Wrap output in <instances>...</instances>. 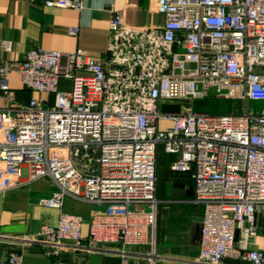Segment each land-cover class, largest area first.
<instances>
[{"label":"built area","instance_id":"obj_1","mask_svg":"<svg viewBox=\"0 0 264 264\" xmlns=\"http://www.w3.org/2000/svg\"><path fill=\"white\" fill-rule=\"evenodd\" d=\"M157 1L164 15L158 27L131 28L113 12L110 68L82 50L41 49L0 66V92L9 102L12 71L39 96L26 108L0 110V193L47 179L55 189L39 205L58 211L56 225L34 234H0V264H23L33 247L51 264H66L64 254L74 256L68 264H87L80 257L90 254L126 264V249L144 245L156 264L160 146L174 157L171 171L191 174L194 202L203 206L193 263L264 264V249H249L255 214L264 211V109H248L250 101L264 103V0ZM48 4L81 7L80 0ZM47 95L52 105L42 99ZM208 98L239 101L241 113L193 111L196 100ZM169 104L178 110H163ZM66 197L112 209L91 218L84 238L83 218L64 211ZM115 243L120 248L109 247Z\"/></svg>","mask_w":264,"mask_h":264},{"label":"crops","instance_id":"obj_2","mask_svg":"<svg viewBox=\"0 0 264 264\" xmlns=\"http://www.w3.org/2000/svg\"><path fill=\"white\" fill-rule=\"evenodd\" d=\"M54 0H0V66L4 61L17 63L33 49L69 53L82 50L101 62L108 64L107 44L109 23L113 12L119 11L124 25L148 29L161 26L164 15L157 0H80L81 7L60 8L49 5ZM68 28H77L76 36L68 35ZM9 47V51L5 49ZM14 100L9 102L0 92V110L28 107L34 97L23 88L19 75L12 71L8 75ZM68 86V82L61 81ZM49 105L53 95L42 96ZM239 102V101H236ZM240 111L241 113V103ZM165 111H177L174 104L165 105ZM3 113L0 112V127ZM174 157L159 150L157 161L156 225L153 231V252L158 257L156 264H195L200 252L203 206L194 202V182L189 173L173 172L169 161ZM55 186L52 181H30L16 189L0 193V234H34L41 225H56L58 211L39 205V200L49 198ZM64 211L83 218L82 236L89 235V222L94 215L106 213L109 207L93 206L70 197L64 199ZM240 235L236 233V241ZM249 249H264V211L255 214V235L249 239ZM109 247L120 248V244ZM126 264H149L145 255L151 251L148 245L127 248ZM74 256L64 254L63 263H71ZM80 263L122 264L117 256L100 254L83 255ZM23 264H51L38 248L24 252ZM224 264H248L225 260Z\"/></svg>","mask_w":264,"mask_h":264},{"label":"trees","instance_id":"obj_3","mask_svg":"<svg viewBox=\"0 0 264 264\" xmlns=\"http://www.w3.org/2000/svg\"><path fill=\"white\" fill-rule=\"evenodd\" d=\"M210 100H211L210 101L211 104L208 105V107L197 108V109H194L193 107V111L196 113H208V114H218V115L239 114V111H240L239 102L233 101L235 102L234 103L235 105H234L233 103L231 104L229 103V101L231 100H218V99H213V98H211ZM221 101H227L228 103H225V105L222 106L223 103Z\"/></svg>","mask_w":264,"mask_h":264},{"label":"rangeland","instance_id":"obj_4","mask_svg":"<svg viewBox=\"0 0 264 264\" xmlns=\"http://www.w3.org/2000/svg\"><path fill=\"white\" fill-rule=\"evenodd\" d=\"M211 98H208V99H204V100H196L194 103H193V107L194 109H197V108H203V107H208V105L211 104ZM220 100H223V99H220ZM223 103L222 106L225 105V103H228L227 101H221ZM229 103H235L233 101H229ZM235 105V104H234ZM240 105V104H239ZM248 109L251 110V111H259V110H263L264 109V103H261V102H252L250 101L248 103ZM220 113V112H218ZM159 150L161 151V146L159 147ZM133 209V208H132ZM146 210V208H144Z\"/></svg>","mask_w":264,"mask_h":264}]
</instances>
